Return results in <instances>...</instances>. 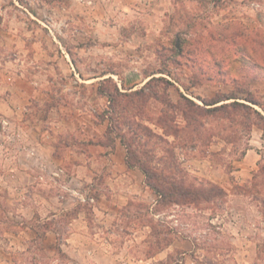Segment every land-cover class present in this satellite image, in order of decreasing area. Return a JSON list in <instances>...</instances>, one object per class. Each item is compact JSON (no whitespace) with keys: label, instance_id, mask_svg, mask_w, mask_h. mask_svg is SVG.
Returning <instances> with one entry per match:
<instances>
[{"label":"rangeland","instance_id":"rangeland-1","mask_svg":"<svg viewBox=\"0 0 264 264\" xmlns=\"http://www.w3.org/2000/svg\"><path fill=\"white\" fill-rule=\"evenodd\" d=\"M101 1L105 7L88 0H0V264H264V149L257 126L248 133L235 121L209 118L210 130L188 144L155 123L164 106L155 99L123 126L139 123L157 135L144 137L152 166H173L176 176L184 173L224 190L202 208L156 211L157 195L140 169L131 167L138 171V192L106 215V164L89 177L80 192L88 200L81 201L63 192L67 177L57 175V164L45 167L35 160L45 153L35 148L37 141L59 157L69 152L67 146L84 149L83 139L109 141L101 85L129 93L151 77L163 78L169 83H151L161 98L175 102L182 93L201 107H209L201 99L239 93L228 78L208 80L198 59L174 48L189 33L264 34V0H157L152 9L124 10L119 0ZM136 21L148 31H128ZM228 47L227 67L234 75L246 61L240 54L233 59ZM242 48L252 57L249 46ZM247 87L264 103V77L248 76ZM79 118L85 120L81 127ZM175 123L184 124L179 113ZM249 143L255 150L243 161Z\"/></svg>","mask_w":264,"mask_h":264},{"label":"trees","instance_id":"trees-1","mask_svg":"<svg viewBox=\"0 0 264 264\" xmlns=\"http://www.w3.org/2000/svg\"><path fill=\"white\" fill-rule=\"evenodd\" d=\"M187 34L185 33V35ZM189 34L191 35L184 40L185 44L175 47L174 51L177 54L185 53L194 60L198 59L203 68L202 73L204 75L209 74L208 80L213 77L223 80L228 78L233 85H236L235 89L239 93L222 95L211 101L200 98L205 106H209L201 107L182 93H179L175 102L169 98H161L159 93L152 88L151 83L158 82L165 85L169 82L158 77H151L142 88L129 93L121 92L117 87L111 89L102 85L97 89V92L108 100V109L104 112V117H107L109 121L106 127V135L109 141L106 143L98 141V143L114 147L116 139L119 141L125 149L127 167L139 168L144 174L146 186L157 195L154 205L156 211L160 210V207L171 205L202 208L203 204H211L220 198L224 194V190L210 181L190 177L184 173L176 176L172 170L173 166L165 165L158 169L151 165V161L146 157L145 144L147 141L144 137L149 138L157 135L149 127L139 123H135L134 128L129 126L124 129L123 127L141 113L143 104L151 99L159 100L164 106L157 114L155 123L165 135H172L175 138L179 136L185 139L187 143L196 137H202L210 130V125L206 127V124L210 123L208 119L213 118L216 121L218 117L235 121L238 125L243 126L248 133L253 125L257 126L262 131L261 135L264 138V103L255 98L247 87L248 76L252 78L264 77L262 72L264 70V34L262 33L261 37L258 32L253 35L241 31L228 33L214 32L213 30L207 31L206 34L198 32ZM204 37L212 45L210 50L213 53L202 45L203 39L201 40V38ZM240 39L242 43L237 42ZM226 45L229 46L231 52H235L236 55L233 59H241L242 56L243 60L246 61L245 65H240L236 69L234 75L227 67ZM242 46H249L252 57L245 52ZM255 52H258L257 59H253ZM239 54L241 56L237 57ZM202 63L206 65L203 67ZM253 105L261 110L256 109ZM178 113L184 120L182 126L175 123ZM236 115L241 116L237 121L234 118ZM112 133L113 135H111ZM158 138L167 142L159 136ZM87 143H91V141ZM247 149H249V144L242 151L243 155ZM132 205L133 203L129 202L124 207L125 210ZM41 236V233L37 231V237L41 238ZM32 264H36V260Z\"/></svg>","mask_w":264,"mask_h":264},{"label":"crops","instance_id":"crops-1","mask_svg":"<svg viewBox=\"0 0 264 264\" xmlns=\"http://www.w3.org/2000/svg\"><path fill=\"white\" fill-rule=\"evenodd\" d=\"M88 1L92 2V5L98 7H105L106 5L105 1L101 0ZM156 1L157 0H119L118 2L122 5V10H124L126 8L132 9L131 7H145L147 9H152ZM118 2L115 1V3L117 4ZM120 14L125 15L123 12H121ZM101 18H103V16H101ZM117 18L118 17H115V25L117 22ZM123 18H125V16ZM139 22L140 21L134 22V24H132L134 25V27H131L130 29H128V31H131L132 34L134 32H137L141 35L144 33V30L148 31V29L143 28V25H141V23ZM97 41L102 43L100 38H98ZM103 44H106V42H103ZM113 74L115 76H119L117 73ZM61 119H65L64 116H62ZM79 120L80 121L78 123L81 127L83 126L82 121L85 122V120L82 119L81 121L80 118ZM65 121H67V119ZM84 141L88 142L89 139H83V142ZM83 142H81L80 145H84V149L81 147L67 146L66 148L69 149V152H67L65 156L59 157L55 156L52 153V150L48 148V146L37 141L35 148L37 150L42 149L45 153H43L42 155L38 153L35 157V160L45 167L57 164V175L60 176L61 180L63 176L67 177L66 180L62 182L60 186L62 187L63 192L68 195V197L73 198H76L75 193L82 192L81 189H83V187L87 185L86 182L88 179H90L89 177H92L93 175L97 176V173L99 174L101 170L100 168H104L106 164V170H104V172L105 175H107L108 177L106 180V184H108L110 188L109 192L111 194L110 199H107V197L105 196L107 202V205L105 207L107 210L106 215H108V212H110V210H113L116 207H120L125 204L126 199L129 197V195L138 192V184L133 181V179L136 180V177L138 178V171L135 168L127 167L125 163L124 149L117 140L115 141L114 147L101 145L95 139H92L91 143L84 144ZM258 143L261 144L264 149V138L262 137L261 133L258 134ZM253 150H255L253 148V144L249 143V149H247V152L243 156V161L247 158L248 154H251L250 152H252ZM255 160L258 159L256 158ZM67 161H69V163H67ZM59 165L61 167H59ZM119 181L123 183L122 186L119 185ZM102 195H100V197H102ZM94 209L97 208L94 207ZM76 234L78 233L73 232V236H75ZM79 236L83 237V232H79ZM72 237H69L67 239V242H70V240H72ZM83 238L84 240L88 241V238Z\"/></svg>","mask_w":264,"mask_h":264},{"label":"built area","instance_id":"built-area-1","mask_svg":"<svg viewBox=\"0 0 264 264\" xmlns=\"http://www.w3.org/2000/svg\"><path fill=\"white\" fill-rule=\"evenodd\" d=\"M75 195H77L78 199L81 200V201H86L88 200V198L86 197H83V195L79 192V193H75ZM89 200H93V198H90Z\"/></svg>","mask_w":264,"mask_h":264}]
</instances>
